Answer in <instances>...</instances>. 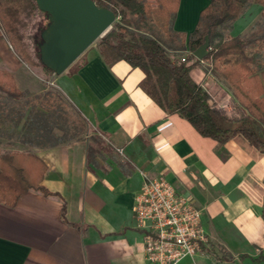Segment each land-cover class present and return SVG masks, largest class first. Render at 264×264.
Returning a JSON list of instances; mask_svg holds the SVG:
<instances>
[{
	"label": "crops",
	"instance_id": "crops-1",
	"mask_svg": "<svg viewBox=\"0 0 264 264\" xmlns=\"http://www.w3.org/2000/svg\"><path fill=\"white\" fill-rule=\"evenodd\" d=\"M210 2L180 0L173 27L193 32ZM263 15L261 4H251L231 34L264 28ZM6 45L0 39V56L14 65L12 71L23 70L25 63ZM205 62L192 78L217 106L239 116L232 90L207 73ZM143 78L125 60L108 65L95 44L53 75L50 82L78 108L90 133L49 147L21 142L31 150L0 147L2 153H32L37 174L46 166L41 184L55 193L31 189L14 207L0 202V264H150L145 232L134 222L145 175L165 177L204 210L209 243L197 264H264V153L240 136L224 145L202 136L151 99L139 85ZM8 141L5 147L12 146Z\"/></svg>",
	"mask_w": 264,
	"mask_h": 264
},
{
	"label": "trees",
	"instance_id": "trees-1",
	"mask_svg": "<svg viewBox=\"0 0 264 264\" xmlns=\"http://www.w3.org/2000/svg\"><path fill=\"white\" fill-rule=\"evenodd\" d=\"M93 1L117 16L114 31L97 43L108 65L125 60L140 68L144 72L139 84L143 91L168 114L185 118L202 136L221 145L240 136L264 153V28L247 36L231 34L233 23L248 6L257 2L264 7V0H211L190 34L173 27L180 0ZM42 17L47 21L33 40L30 30ZM0 20L21 61L52 75L54 72L40 60L39 47L50 18L37 1L0 0ZM206 35L211 39L209 55L203 60L209 62L207 73L232 90L242 109L239 116H230L217 106L204 85L191 76L202 64L193 52L205 42ZM3 36L0 31V39ZM85 63L83 60L77 66ZM7 76L0 69V80ZM0 91V122L10 119L19 126L24 121L30 134L22 141L30 146H55L90 133L85 117L59 90L47 89L32 97L19 88L0 86ZM30 159L37 158L30 152L0 151V202L14 207L31 189L46 196L55 194L41 184L45 164L37 174ZM65 212L64 205L62 216L66 219Z\"/></svg>",
	"mask_w": 264,
	"mask_h": 264
},
{
	"label": "built area",
	"instance_id": "built-area-1",
	"mask_svg": "<svg viewBox=\"0 0 264 264\" xmlns=\"http://www.w3.org/2000/svg\"><path fill=\"white\" fill-rule=\"evenodd\" d=\"M143 184L136 197L134 222L137 229L145 232L148 262L185 264L189 259V264H197L196 257L205 253L209 243L202 224L204 210L165 177L145 175Z\"/></svg>",
	"mask_w": 264,
	"mask_h": 264
},
{
	"label": "water",
	"instance_id": "water-1",
	"mask_svg": "<svg viewBox=\"0 0 264 264\" xmlns=\"http://www.w3.org/2000/svg\"><path fill=\"white\" fill-rule=\"evenodd\" d=\"M49 14L50 24L41 34L40 60L54 74L60 75L94 43L105 36L117 20L115 13L99 7L93 0H36ZM211 39L193 54L204 60L209 54Z\"/></svg>",
	"mask_w": 264,
	"mask_h": 264
},
{
	"label": "rangeland",
	"instance_id": "rangeland-1",
	"mask_svg": "<svg viewBox=\"0 0 264 264\" xmlns=\"http://www.w3.org/2000/svg\"><path fill=\"white\" fill-rule=\"evenodd\" d=\"M46 21L47 18L44 17L43 20L42 17L39 18L38 21L33 25V27L30 30L31 33L30 36L33 40L40 35L39 27L41 26V24L44 25ZM0 31L2 32V34H4L2 38H4L7 44L6 46L9 48V50L15 52L14 48H12L11 46L10 38L6 33V31L4 30L3 23L1 20H0ZM113 31L114 29L112 27L108 33ZM99 40H97L94 44L97 45ZM216 40L219 41L218 38H216ZM208 64L209 62L206 61L205 66H208ZM11 68H14V65L8 61L7 57L0 56V69L5 70L8 73L7 77H4L2 80H0V86L3 89L19 88L20 90L26 91L30 97L45 92L47 91V89L57 90V91L59 90L55 86H53L50 82L54 74L52 75L45 74L40 67L30 66L29 64L25 63V65L23 66V70H18L15 72L12 71ZM37 85H39V88L37 87ZM0 93L2 92L0 91ZM222 108H225V110H227L226 106H223ZM29 134L30 132L28 131V127L24 124V121L20 123L19 126H16V124H14V122H12L10 119H6L5 121L0 122V147L6 151L7 150L21 151V149L31 150L30 147L22 146L21 144V142L24 143L22 140L26 139L29 136ZM8 140L12 141L11 144L12 146L5 147V144L9 142ZM24 144L28 145L26 143Z\"/></svg>",
	"mask_w": 264,
	"mask_h": 264
}]
</instances>
